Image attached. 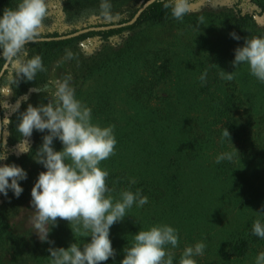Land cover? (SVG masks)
Returning a JSON list of instances; mask_svg holds the SVG:
<instances>
[{
    "label": "trees",
    "instance_id": "16d2710c",
    "mask_svg": "<svg viewBox=\"0 0 264 264\" xmlns=\"http://www.w3.org/2000/svg\"><path fill=\"white\" fill-rule=\"evenodd\" d=\"M127 1L136 4L143 2V5L149 0H110L115 18L121 17L122 8ZM17 4L18 0H0V16H2L5 7L15 8ZM99 4L100 0H65L64 12L67 18L74 22H78L79 18L87 20L92 15L99 16ZM257 5L264 13V0H257ZM138 10L137 8L132 9L129 20L121 19L117 24L108 26L128 23ZM238 17V19H232L233 28L237 31L247 33L255 28L252 15L241 14L239 11ZM187 19L188 15L184 17L183 21ZM179 22L172 18L170 10H165L160 0H157L142 12L132 26L99 32L92 31L67 40H56L63 36L53 32L40 35L37 39L44 41L30 43L26 47L28 56L40 55L47 68L65 54L66 48L72 49L77 42L94 37L107 39L146 26H162ZM228 23L230 24V21ZM108 26L98 25L87 29ZM133 37L123 48L109 50L108 53H103V55L85 62L83 71L76 78L77 81H81V78L85 81L87 78L116 68L118 75L126 76L127 74L133 79L129 94L134 98L136 115L126 120L123 128L115 131L117 140L115 155L100 164L102 169L109 172L107 185L109 188H115L112 195L117 199L122 190H130L135 193L139 189L142 195L148 197V202L158 200L162 203L163 200H173L169 202V212L161 215V221L151 220L150 226L163 223L174 227L173 225L176 224L178 232L184 228L187 237L190 238L192 232H195L200 240L204 241L205 239L207 249H211L208 251L215 252L221 260L244 264L255 251H258V248L264 246V239L254 236L251 231L253 221L258 218L257 212L264 207V83L250 75L249 68L245 65L238 72L235 70L237 75L229 84V81H226L222 85V80L215 76L214 79L219 81L222 86L204 85L196 91L199 95L194 101L184 103L167 99L163 108L157 109L151 99L150 102L148 101L153 89L155 92L158 87V82L164 80L168 75L169 66L158 64V60L153 58L150 74L160 77L150 81L149 86H146L147 81L140 80L138 75L133 74L135 72L133 71L134 63L131 64L132 68L130 66L125 71L129 67V59L126 57L139 43L135 34ZM110 52L113 54V58L109 56ZM169 62L167 60L166 63ZM4 64V61L0 60V71ZM7 72L8 70L5 75ZM44 81L45 72H41L37 74L35 81H21L18 86L13 83L12 89L16 97H22L30 89L43 85ZM134 83H136L135 87ZM225 85L228 89L224 99L198 100L200 95L207 94L211 97L215 91H219V89L223 91ZM72 86L77 87L73 82ZM79 91L80 88L75 90L76 97H78ZM178 94L186 95L184 91ZM42 97V93L37 95V102L35 101L32 105L37 106L42 103L40 102L43 101ZM26 108L22 105L19 111L23 112ZM0 115L4 131L1 105ZM9 120V139L16 142L21 137L16 129L17 113H14ZM226 128L230 133V138L222 139V132ZM46 134H48L47 130L44 132L33 130L35 138L33 152L42 144V137ZM221 143L238 145L243 153H241L242 160L232 159L227 163L215 162L210 166H204L201 162L203 151L214 146L221 147ZM0 153H2L1 149ZM27 158L28 156L20 159L11 157L7 164H19L20 167V164L24 165ZM243 164L247 168H243ZM36 168L38 172L46 171L41 164ZM33 172L27 175V182L30 183L31 180V186H34L39 175L38 172H35L36 176L33 177ZM131 179H135L136 183L131 184L129 182ZM18 183L23 188L21 194L23 195L28 191L29 186L23 181H18ZM20 196L17 198L9 189L8 195L4 196L5 202L15 207L21 200ZM206 196L207 200L214 199L220 201V204L226 203V208L232 206V209L237 208L238 210L234 215L235 218L230 217L232 214H227L229 216L227 225L220 230L223 240L215 245L212 243L216 237L209 236L213 228L210 230L200 226V222H205V227H209L211 224L210 214L206 211L211 206L199 201H203V197ZM194 198L198 200L192 202L191 199ZM6 205L7 203L0 208V231H3L7 226L8 209ZM138 209L133 205L127 214ZM260 218L264 223V217ZM53 229L55 232L53 235L51 233L52 236L49 237V241L54 242L51 243L53 246L65 248L69 236L75 238L66 221L58 219L57 225ZM206 232L209 234L205 235ZM133 236L121 241L116 254L124 255L123 249L131 245ZM180 256L181 254H173V264H179Z\"/></svg>",
    "mask_w": 264,
    "mask_h": 264
},
{
    "label": "clouds",
    "instance_id": "9594fccd",
    "mask_svg": "<svg viewBox=\"0 0 264 264\" xmlns=\"http://www.w3.org/2000/svg\"><path fill=\"white\" fill-rule=\"evenodd\" d=\"M160 2L165 10H170L171 17L180 22L192 11V0ZM48 3L49 0H19L15 8L5 7L0 16V60L12 70L9 80L16 86L21 81H35L38 73L47 71L42 57H29L26 46L40 36ZM98 15L105 21L115 19L110 0H100ZM204 24L205 18L200 16L194 29L199 31ZM230 36L240 39L235 32ZM64 52V56L56 62L57 68L71 60L79 64L77 55L71 49L66 48ZM231 63L235 70L246 64L250 75L264 83V36L247 37L244 45L235 49ZM235 70L225 72L221 69L219 78L232 81L237 75ZM206 78L207 69L199 77L202 84ZM72 79L68 73L42 87H35L33 91L46 94L47 103L37 106L29 103L23 112L19 111L20 105L13 109L17 113L16 129L21 137L30 138L33 130L48 132L32 156L46 171L39 173L31 189L34 215L30 222L40 240L50 244L54 243L48 240L50 226L55 227L58 219L69 223L76 242L68 248L50 247L49 264H102L116 255L109 238L111 226L123 221L133 205L140 208L147 204L148 197L142 195L139 189L135 193L122 190L118 199L112 195L115 188L107 185L109 172L100 164L115 155L117 140L114 126L101 127L93 123L92 109L76 98ZM4 123H10V120L5 117ZM223 138H230L227 128L222 132ZM54 139L62 143V150H54ZM22 143L27 147L20 152L28 154L31 146L24 139ZM233 155L231 152L221 153L216 157V163L231 161ZM4 159L7 157L0 153V160ZM25 179L27 173L23 168L15 164L0 166V193L7 196L11 189L18 198L23 192L18 181ZM129 182L136 183L135 179ZM257 217L251 231L254 236L264 239V223L260 218L264 217V207L257 212ZM84 237H91L90 242L77 241V238L81 240ZM178 244L177 229L168 224L152 225L133 236L131 245L123 249L124 258L120 264H173V253L167 246L176 248ZM205 248L203 241L186 246L179 264H197L195 257L203 256ZM254 264H264V251L255 256Z\"/></svg>",
    "mask_w": 264,
    "mask_h": 264
},
{
    "label": "rangeland",
    "instance_id": "374dc122",
    "mask_svg": "<svg viewBox=\"0 0 264 264\" xmlns=\"http://www.w3.org/2000/svg\"><path fill=\"white\" fill-rule=\"evenodd\" d=\"M64 2L65 0H49L48 13L43 22L40 35L55 32L59 35L66 36L73 34V32L87 29L88 27L117 24L121 19L127 21L130 19L132 9H140L143 3L139 2L136 4L127 1L122 8L121 17L115 18L112 21H105L99 16L92 15L87 20L79 18L78 22H74V20L67 18L64 12ZM239 11L241 14L253 16L255 28H252L248 32L246 31L247 33L237 31L233 28V20L239 18ZM200 16H204L205 24L200 26L199 31H196L194 26ZM232 32H235L240 39H233L230 36ZM134 34L139 43L130 52V55L126 57L129 59V67L125 71L134 63L135 69L133 71L135 72L133 74L138 75V79L147 81L146 86H149V82L157 80L159 76L157 75L155 77L150 74L153 58L158 60V64L169 66L168 75L164 80L162 79L158 82V87L155 89V92L153 89L148 101L150 102L151 99V102L156 104L157 109H162L167 99L186 103L194 101L199 95L196 91L204 85L214 84L215 87L224 85L226 81L220 79L218 73L221 69L225 72L235 70L231 63L235 57V49L242 47L245 39L251 35L264 36V13L258 7L257 0H192V11L188 14V19L185 21L164 24L162 26H146L107 39L94 37L77 42L71 50L77 55L79 64L77 65L76 60H71L57 68L56 62L64 55L60 56L55 63L47 67L43 85L60 78L64 74L70 73L73 77L72 82L77 86L75 90L80 88L78 97L76 98L92 109L93 123H98L101 127L114 126L115 135L117 129L124 127L126 120L136 115L134 98L129 94L133 79L128 77L127 74L126 76L118 75L116 68L87 78L85 81L82 78L81 81H77L76 78L83 71L85 62L91 58L103 55V53L106 54L109 50L123 48L131 38H134ZM109 56L111 58L114 57L111 52ZM130 59L136 60L132 61ZM167 60L170 62L166 63ZM245 65H240L236 71L238 72ZM205 68H207V78L206 82L202 84L199 77ZM7 70L6 75L4 74L0 80V105L4 118L7 117L10 119L15 113L13 109L16 105H20V107L24 105L27 107L29 103L32 104L36 101L37 95L40 93L33 91V88L26 95L16 97L12 89L13 83L9 80L12 70L10 67ZM214 70L216 71L215 74ZM215 76L219 80H222V85L214 79ZM133 86L135 87L136 83ZM227 89L225 85L223 91L219 89L211 97L207 94L200 95L198 100L203 101L213 98L224 99L227 95ZM181 91H184L186 95H179L178 93ZM45 95L42 94L43 101L40 102H47ZM4 125L1 150L7 159L1 160L0 166L7 164L11 157L20 159L28 156L24 165L22 166L20 164V167L26 171L27 175L34 171L32 176H36L35 172H38L36 167L40 164H37L32 158L35 154L32 151L35 142L33 134L30 138L20 137L18 141L12 142L9 139V123H4ZM22 139L26 140L31 146L32 150H29L28 154L20 152V150L27 147L26 144L24 145L22 143ZM216 142L219 143L217 140ZM221 144V147L214 146L203 151L201 162H203L204 166H210V164L215 163L216 157L225 152L234 153L233 160L235 161L242 160V152L238 145L232 143ZM53 148L56 151H60L63 145L58 139H54ZM221 162L227 163L228 160ZM16 165L19 166V164ZM243 168L247 167L243 164ZM21 181L25 182L29 186V189L20 196L21 200L17 202V206L14 207L12 204L5 202L3 193H0V208L7 203L6 208L8 209L7 226L3 231H0V264H49L50 253L48 249L50 247L59 248V246L42 242L36 232L33 231L30 222L31 217L34 215V209L31 206V189L33 186L30 184L31 180L30 183L27 182V179ZM191 200L194 202L198 199L194 198ZM171 201L173 200H163L162 203L158 200L148 202L137 211L127 215L123 221L111 226L109 238L115 252H118L117 250L120 248L119 244L121 241L133 236L134 233H138L141 229L149 228L151 220L156 219L161 221V215L169 212V202ZM199 201L204 202V204L208 203L211 206L206 210L210 214V226L205 227V222H200V226L205 229L209 228L210 230L213 228L210 234L207 232L204 234H209L210 237H216L212 245L219 244L223 240V235L220 230L227 225V218H229L227 214H232L230 217L235 218L234 215L238 210L237 208L232 209V206L226 208V203L220 204V201L214 199L207 200V196L203 197V201ZM157 215L160 216L158 217ZM173 226L176 229V224ZM53 228L50 226L51 230L48 234V240L53 235V232H55ZM179 231L178 246L176 248H172L171 245L167 246L173 254H181L186 246H193L196 242L202 241L195 232H192L189 238L184 228H181ZM90 240L91 237H84L81 240L77 238L79 243L90 242ZM67 241L68 243L65 248H68L71 243H75L76 239L70 235ZM208 249L206 246L204 255L195 257L197 264H234L225 259L221 260L215 252L208 251ZM261 251H264V246L258 248V251H255L252 257L246 260L244 264H254L255 256ZM123 258L124 255L119 256L116 254L114 259L110 257L107 261L102 262V264H120Z\"/></svg>",
    "mask_w": 264,
    "mask_h": 264
},
{
    "label": "water",
    "instance_id": "95a60500",
    "mask_svg": "<svg viewBox=\"0 0 264 264\" xmlns=\"http://www.w3.org/2000/svg\"><path fill=\"white\" fill-rule=\"evenodd\" d=\"M157 0H149L148 2H146L145 4H143L141 6V8L138 10V12L136 13V15L134 16V18L129 21L128 23L126 24H121V25H114V26H108V27H101V28H89V29H83V30H80V31H77L73 34H70V35H67V36H63V37H60L59 39H56V40H67V39H73V38H76V37H79L83 34H86L88 32H92V31H96V32H99V31H106V30H114V29H120V28H125V27H129V26H132L133 24L136 23V21L138 20V18L140 17V15L142 14V12L147 8L149 7L151 4H153L154 2H156ZM39 41H44L42 39H36L35 42H39ZM8 65L5 63L0 71V80L2 79V77L4 76L5 72L7 71L8 69ZM2 136H3V130H2V119H1V115H0V149H1V142H2Z\"/></svg>",
    "mask_w": 264,
    "mask_h": 264
}]
</instances>
